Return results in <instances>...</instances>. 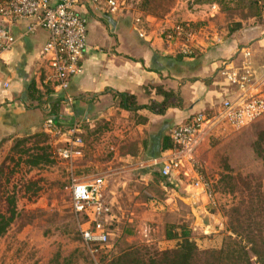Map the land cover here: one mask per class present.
Instances as JSON below:
<instances>
[{"label":"crops","instance_id":"0c3cea01","mask_svg":"<svg viewBox=\"0 0 264 264\" xmlns=\"http://www.w3.org/2000/svg\"><path fill=\"white\" fill-rule=\"evenodd\" d=\"M129 11L116 14L103 4L82 1L79 12L87 20L88 48L82 60V72L70 79L67 94L72 101L60 103L56 121L63 129L74 122L79 125L85 147L83 156L76 161L77 167L83 161L85 168L95 169L98 160L87 161L90 147L93 140L105 142L106 147L114 149L103 160L108 172L136 173L139 178L147 179L145 189L158 185L154 184L158 181L169 196L165 201L169 205L167 210H173V200L187 202L194 189L181 176L170 178L174 183L170 186L162 182V160L171 148H163V138L190 115L199 111L215 113L226 98L237 94L236 87L222 77L225 67L247 64L256 76L264 73V29L256 24L247 26L243 20L235 30L218 25L221 42L193 57H177L176 52L166 50L160 24L153 23L155 17L147 18L149 30H154L142 37L131 26ZM221 12L214 3L202 13V21L215 26L212 21ZM261 18L264 19V11ZM8 25L19 40L11 49L0 51V158L12 155L17 141L31 144V139L46 136L45 143L35 142L29 149L33 152L36 147H49L53 163L31 166L25 163L28 155H14L23 157L20 165L33 171H44L57 163L62 166L64 160L59 156V149L65 146V138L51 134L44 127L51 109L44 103H52L62 94L48 80L51 71L41 55L49 33L39 28L25 35L28 25L25 20ZM244 26L248 28L245 30ZM31 83L35 84L37 94L30 92ZM159 87L178 98L176 105L162 114L146 108L129 112L119 106L114 96V92L133 94L140 104L149 105L164 100ZM201 142L199 139L198 147ZM120 184L127 187L123 180ZM117 192L119 195L120 191ZM166 205L162 203L158 208L164 209ZM177 214L175 211L174 215Z\"/></svg>","mask_w":264,"mask_h":264},{"label":"rangeland","instance_id":"374dc122","mask_svg":"<svg viewBox=\"0 0 264 264\" xmlns=\"http://www.w3.org/2000/svg\"><path fill=\"white\" fill-rule=\"evenodd\" d=\"M215 1L230 8L212 21L215 26L204 25L209 22L202 21V13L216 4ZM234 3L229 0H135L127 17L134 31L142 37L154 30H149L148 22L152 19L150 16L155 17L153 23L160 24L166 50L180 54L184 45L194 43L183 39L170 41L164 37L177 24L197 25L192 29L201 33L202 26L220 33L218 25L229 28L230 23L241 19L247 26L256 24L264 29L263 18H250L253 11L235 8ZM204 33L199 38L202 39ZM222 77L226 80L223 74ZM200 136L202 142L195 152L194 169L198 178L208 184L213 201L217 199V206L209 207V201L202 203L198 190L194 189L195 194L186 198L187 202L179 198L173 200V210H167L169 205L165 201L169 196L158 181L154 180L158 185L145 189L147 179L139 178L136 173L108 172L103 160L114 149L106 147L105 142L93 140L87 161L98 160V166L91 169L85 168L83 161L79 162V167L76 166L77 160L74 163L77 167L74 176L80 180L95 175H106L108 180L102 199L111 214L101 218L110 233L106 244L93 245V248L86 245L82 237L81 223L86 220L71 208L68 161L44 171L27 169L17 164L18 156L15 155L20 153L15 150V145L22 140L17 141L12 155L0 158V212L9 215L10 209L16 208L11 226L0 237V264H103L105 253L110 255L121 251L139 252L148 257L175 245L164 237V224L168 220L188 222L193 227L192 238L200 249L220 248L229 235H237L230 228L235 206H240L241 214H251L260 222L262 231L255 229L254 233L264 237V113L239 129L224 122L206 128ZM47 140L48 137L40 136L31 139V144L23 141L19 148L29 149L35 142L45 143ZM226 175L230 176L226 178ZM120 180L126 183V188L121 184L118 186ZM117 191H120L119 195ZM153 200L166 207L157 208L151 203ZM175 211H178L177 215H174ZM108 223L113 225L108 228ZM127 229L132 232H125ZM201 262L199 264H203Z\"/></svg>","mask_w":264,"mask_h":264},{"label":"built area","instance_id":"2783aa9c","mask_svg":"<svg viewBox=\"0 0 264 264\" xmlns=\"http://www.w3.org/2000/svg\"><path fill=\"white\" fill-rule=\"evenodd\" d=\"M82 1L92 5L103 4L109 11L121 14L132 8L135 0H0V51L11 49L19 40L8 24L28 21L25 35L39 28L47 30L49 38L41 51L51 71L47 78L54 88L65 94L67 102L72 101L67 94L70 79L82 72V60L88 48V24L79 12ZM263 1L259 0L261 3ZM171 28L164 36L167 40L183 39L194 43L183 46L179 53L185 56L196 50H205L222 40L220 33L209 31L204 26L202 39L199 38L202 33L192 29L189 24H177ZM222 74L237 88V94L226 98L215 113L199 111L176 125L170 132L172 146L165 152L161 165L163 177H184L193 189L198 190L196 192L202 203H211L213 196L208 184L201 177L198 178L194 169L195 152L201 133L206 128L224 122L239 129L264 113V73L256 76L247 64H243L240 67L227 66ZM44 127L51 134L65 138L66 144L59 149V156L69 163V189L73 211L76 215L87 217L86 222L81 223L85 244L92 248L96 244H106L108 235L101 218L111 214L110 208L102 199L107 185L106 177L95 175L88 180H80L74 176V163L83 156L85 147L78 123L74 122L67 129H63L54 116H49Z\"/></svg>","mask_w":264,"mask_h":264},{"label":"trees","instance_id":"16d2710c","mask_svg":"<svg viewBox=\"0 0 264 264\" xmlns=\"http://www.w3.org/2000/svg\"><path fill=\"white\" fill-rule=\"evenodd\" d=\"M234 3L235 8H240L242 10H251L253 11L250 18H261L264 11V1L261 3L259 0H229V2ZM135 2V1H134ZM133 2V3H134ZM143 2V1H142ZM217 5L220 7V11H224L229 9L230 7H225L221 4L220 1H215ZM123 14V13H121ZM241 20V19H240ZM184 24V23H182ZM231 24V23H230ZM185 25V24H184ZM191 25V24H189ZM194 24H192L193 26ZM205 25V24H204ZM229 25V30H235L240 27L241 21H237L236 23ZM235 26V27H234ZM193 27H197L193 26ZM198 52L202 51H194L190 55H182L178 54L177 57H193ZM29 90L33 94H37V89L34 83L29 85ZM160 94L163 95L164 100L157 102L153 101L149 105L140 104L137 100V97L133 94L125 93V92H114V96L116 97L119 106L127 110L129 112H135L140 109L146 108L151 110L152 112L162 114L165 110L172 106L176 105V101L178 98L176 94L170 91L162 90L159 87ZM52 93V91H51ZM40 97L37 99L39 100ZM65 100V94H61L56 97L55 101L52 103H44L45 106H51L50 116H54L58 118L59 109L58 106L62 101ZM41 101V100H40ZM56 118V119H57ZM163 148H170L172 146V140L170 135L163 138ZM25 141V140H24ZM23 143L21 141L16 145L15 150L20 153V155H28L25 163L30 164L31 166H39L42 163H53L52 159H50V153L48 151L49 147H36L35 151H31L30 149H20L19 146ZM158 144V143H157ZM17 164L20 165V162L23 160V157H19L17 159ZM161 173V170H160ZM225 176V175H224ZM230 175H226V178ZM162 177V182L164 185L170 186L172 181H170L168 177ZM173 179V178H172ZM69 187V184H68ZM216 191L214 190V193ZM150 198V199H149ZM149 200H152L151 197L148 196ZM156 204L157 208L160 207L161 203L154 202L153 205ZM161 204V205H160ZM208 206L216 207L217 199L215 198ZM72 208V204H71ZM10 214L8 215L5 212H0V237L5 235L11 226L14 216L16 213V208L14 206L10 209ZM73 210V208H72ZM233 215L230 217V228L237 235L233 237L229 235L228 239L224 242L222 247L220 248H209V249H200L197 245L196 241L192 238V230L193 227L186 222L183 221H172L168 220L164 224V234L166 240H172L175 242L172 248H165L157 251L154 255H149L148 257H143L139 254V252L132 251H121L118 254H107L105 253L102 258L103 264H199V262L203 264H264V237L260 235H256L254 230L262 231L260 222L257 221L250 214H241L240 206H235L233 208ZM76 214V213H75ZM84 221L87 219L85 215L82 216ZM108 228L113 225V223H108ZM106 230V229H105ZM125 232H132L130 229H127ZM107 235L110 232L106 230ZM260 237V238H259ZM97 246V244H96ZM253 254V255H252ZM255 258V259H254Z\"/></svg>","mask_w":264,"mask_h":264}]
</instances>
